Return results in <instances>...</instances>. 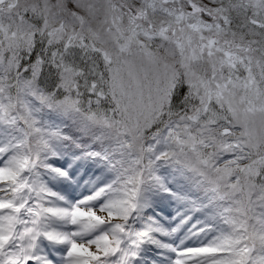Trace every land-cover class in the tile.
Segmentation results:
<instances>
[{"label":"snow or ice","instance_id":"1","mask_svg":"<svg viewBox=\"0 0 264 264\" xmlns=\"http://www.w3.org/2000/svg\"><path fill=\"white\" fill-rule=\"evenodd\" d=\"M154 262L264 264V0H0V264Z\"/></svg>","mask_w":264,"mask_h":264},{"label":"rangeland","instance_id":"2","mask_svg":"<svg viewBox=\"0 0 264 264\" xmlns=\"http://www.w3.org/2000/svg\"><path fill=\"white\" fill-rule=\"evenodd\" d=\"M162 211L164 212L165 216H171L174 215V211L171 208H162Z\"/></svg>","mask_w":264,"mask_h":264},{"label":"bare ground","instance_id":"3","mask_svg":"<svg viewBox=\"0 0 264 264\" xmlns=\"http://www.w3.org/2000/svg\"><path fill=\"white\" fill-rule=\"evenodd\" d=\"M152 255H153V256H157V258H158V254H157L156 252H153ZM154 264H155V262H154Z\"/></svg>","mask_w":264,"mask_h":264}]
</instances>
